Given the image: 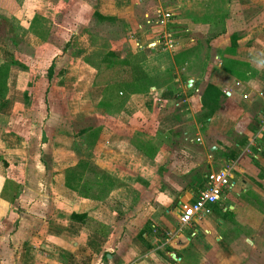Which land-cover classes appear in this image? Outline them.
I'll list each match as a JSON object with an SVG mask.
<instances>
[{"label": "crops", "instance_id": "crops-1", "mask_svg": "<svg viewBox=\"0 0 264 264\" xmlns=\"http://www.w3.org/2000/svg\"><path fill=\"white\" fill-rule=\"evenodd\" d=\"M60 1L0 0L3 34L50 59L31 70L0 36V264H205L264 245V0H177L144 29L171 50L136 41L151 0H77L89 26L52 60ZM216 166L229 186L179 229Z\"/></svg>", "mask_w": 264, "mask_h": 264}, {"label": "rangeland", "instance_id": "rangeland-1", "mask_svg": "<svg viewBox=\"0 0 264 264\" xmlns=\"http://www.w3.org/2000/svg\"><path fill=\"white\" fill-rule=\"evenodd\" d=\"M176 1L177 0H167L166 4L164 6L165 10L171 12L172 17L174 16V11L177 8V6H176V8L173 7V5L175 4ZM51 5H52L51 10H50L51 14L50 15L47 14V16H48L47 21H48V28H50V30H52V36L50 39L52 48L49 52L47 51V54L49 53L48 56L50 58H53L54 57L53 55L56 53L55 47H56V50H58L57 47L62 49V47L66 48L68 46V44H70L69 43L71 41L70 38L72 37L69 33L70 29L73 26H78L79 30H86L85 27L89 26V22H88V15L85 12L86 10L84 9L82 4H79V2L77 0H62L59 3H57L56 5L55 4H51ZM34 10L35 9H31L30 11L33 13ZM28 16H31V14H27L26 16H23L19 20L21 27L25 28L27 26L28 23L26 21V18H30ZM142 22H143V20H142ZM6 24L7 23H5V19L0 18V36L4 35L3 33L6 31V29H5ZM46 29H47V27H46ZM144 29H146V27L141 28L139 31L141 34L137 33L135 35V36H137V38L135 36H134V38H136V41L138 43H143L142 45L146 47V44L148 42H151L150 40L147 39V38H150L151 35H150V33L148 34L147 31ZM20 32H22V31L17 30V32H16V30H15V31H11V32H6V36L4 35L5 39H6L5 40L6 43H7V40L8 41L10 40V41H13L12 43H14L15 45L16 44L18 45V46L17 45L15 46V49L13 50V52L15 54H17V58L19 59V62H31V60L29 59V56L32 55V57H33L32 58V65H30L28 67L31 68V70L33 69L36 71H40V69H41L40 66L46 65L47 61H50V59L47 58L46 63L40 62L39 58H42L41 60L43 61L44 56H46V55H43L42 52L30 51L29 48L22 46L20 44V38L18 36L20 34ZM132 35L133 34H131V37H132ZM127 39H129V38H127ZM31 52H32V54H31ZM51 52H52V54H50ZM64 54H66V51L64 52ZM24 58H25V60H24ZM52 60H54V58ZM31 74L32 75H30V76H31V81H32L34 79V76H36L37 74L36 75H33L34 73H31ZM197 118H195L196 123H198L200 121V118L198 120H197ZM225 133H227L226 138H227V143L229 146H226L225 148H223V146H220L218 149V152H223L224 149H226L227 152H229L231 154V157H233V156H235V154H237L236 152L238 150H237V148H235L231 145L232 144L231 141H232V137H233L231 132L225 131ZM225 142H226V139H225ZM222 170L228 171V170H230V166H216L212 172H217V171H222ZM232 171L230 170V172H229V181L231 180V172ZM209 240H210V242H212V239H209ZM261 249H264V245L257 244L253 248H247L244 244H242L241 248H238V249H235L234 245H231V250L226 249L225 251H221V250L217 251V253H219V255L217 254V256H219V259L221 258L219 260V262H217L216 260L210 259V257H207L206 263L207 264H225V263H223V259H224L223 256L226 255V256L231 257L229 259L230 264H264V253L261 251ZM210 253L212 254V251Z\"/></svg>", "mask_w": 264, "mask_h": 264}, {"label": "built area", "instance_id": "built-area-1", "mask_svg": "<svg viewBox=\"0 0 264 264\" xmlns=\"http://www.w3.org/2000/svg\"><path fill=\"white\" fill-rule=\"evenodd\" d=\"M151 1L153 2V5L144 13L142 25L154 30L167 24L171 19L172 14L164 8L167 0ZM173 42L174 40L169 34H167V32H161V34L156 35L151 42L147 43L146 47L148 49L161 47L163 49L171 50ZM225 93L229 94L228 91ZM205 180L206 187L199 192L191 203L182 206L181 212L178 216L179 229L190 224L193 219L198 220L210 215L212 213V207L219 201L222 191L230 184L229 175L224 170L208 173ZM167 235L170 236V234Z\"/></svg>", "mask_w": 264, "mask_h": 264}, {"label": "trees", "instance_id": "trees-1", "mask_svg": "<svg viewBox=\"0 0 264 264\" xmlns=\"http://www.w3.org/2000/svg\"><path fill=\"white\" fill-rule=\"evenodd\" d=\"M176 62V57L175 60ZM5 77H6V69L4 68L3 71L0 70V97H3V91H4V82H5Z\"/></svg>", "mask_w": 264, "mask_h": 264}, {"label": "water", "instance_id": "water-1", "mask_svg": "<svg viewBox=\"0 0 264 264\" xmlns=\"http://www.w3.org/2000/svg\"><path fill=\"white\" fill-rule=\"evenodd\" d=\"M171 258H174V256H173V255H171Z\"/></svg>", "mask_w": 264, "mask_h": 264}]
</instances>
